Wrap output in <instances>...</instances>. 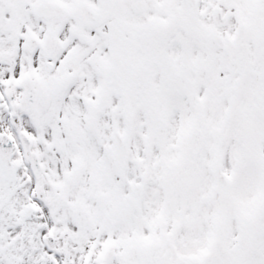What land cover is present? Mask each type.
<instances>
[{
    "label": "snow or ice",
    "instance_id": "6c2138e0",
    "mask_svg": "<svg viewBox=\"0 0 264 264\" xmlns=\"http://www.w3.org/2000/svg\"><path fill=\"white\" fill-rule=\"evenodd\" d=\"M0 264H264V0H0Z\"/></svg>",
    "mask_w": 264,
    "mask_h": 264
}]
</instances>
